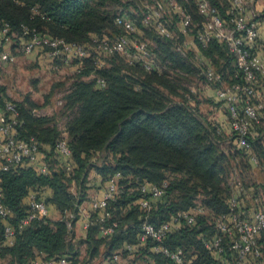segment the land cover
Listing matches in <instances>:
<instances>
[{"label":"trees","instance_id":"1","mask_svg":"<svg viewBox=\"0 0 264 264\" xmlns=\"http://www.w3.org/2000/svg\"><path fill=\"white\" fill-rule=\"evenodd\" d=\"M108 1L119 0H0V26L8 23L19 33L25 25L77 43L87 42L92 35L114 38L122 30L101 8ZM176 1L184 4L189 13L193 34L203 17L195 5ZM209 2L226 16V8L222 10L218 0ZM168 24L181 38L178 28H173L169 21ZM141 29L157 39L153 48L157 70L146 71L139 64L130 65L119 55L111 56V63L101 67L91 56L81 63L73 62L79 64V71L64 97V109L68 112L66 140L73 162L69 174L54 162V147L62 137L54 123L47 125L54 119L33 114L35 105L27 95L20 103L11 101L18 111V135L39 142L41 160L48 171L41 173L36 163L25 160L0 173L2 201L12 213L7 223L15 229L13 242L6 243L5 222L0 218V264H31L38 258L60 257L66 258V264H89L99 254L107 261L114 254L125 257L135 254L144 258L146 264H172L161 253L151 250L153 241L139 245L141 225L148 222L157 226L197 204L204 210L195 222L182 221L163 244L172 250L181 249L190 264H235L228 237L222 238L220 254L204 243L218 234L215 222L227 212L226 201L233 193L225 183L230 159L234 163L232 172L236 174L232 187L238 181L244 186L239 175L245 166H252L251 155L258 161L253 166L264 172V117L249 136V153L238 148L232 134L227 135L222 129V122L199 111L198 88L193 95L181 85V79L192 74L194 68L206 83L200 68L185 64L182 59L185 56L174 49L175 39L159 37L142 26ZM108 30L114 34L108 35ZM196 44L221 75L222 85L243 81L235 58L224 43L211 41L205 47ZM97 77L104 79L103 88L96 86ZM6 101H10L6 88L0 84V108ZM224 141H229L232 147L228 154L222 147ZM115 173L120 177L116 194L107 202L110 216L98 221L96 213L91 214L85 236L76 238L73 227L79 218L80 205L86 201L84 197L88 198L87 191L99 188L98 183H105ZM163 181H168L166 195L149 209H142L139 201L146 196L139 187L146 183L161 185ZM72 186L78 196L71 191ZM261 186L264 193V185ZM246 189L258 191L255 185ZM45 190H49L48 196L44 195ZM251 191L246 198L253 195ZM30 192L37 193L47 206H54L58 218H36L19 229L18 223L28 211L23 200ZM113 222L114 232L101 236L100 228ZM126 244L133 245V251H127ZM82 246L86 259H80ZM258 247L259 257H250L248 264H264V232Z\"/></svg>","mask_w":264,"mask_h":264},{"label":"built area","instance_id":"2","mask_svg":"<svg viewBox=\"0 0 264 264\" xmlns=\"http://www.w3.org/2000/svg\"><path fill=\"white\" fill-rule=\"evenodd\" d=\"M151 4H145L138 15V19L119 14L114 18V23L121 28L122 34L114 38L92 35L87 42H70L62 37L41 33L27 26H21L19 33L14 32L8 23L0 26V61L11 63L15 57L10 50L11 43L17 39L20 51L25 54H37L46 57L54 67L73 66L79 71L80 62L88 57L95 59L97 67H101L102 57L119 55L130 65L139 64L146 71L159 69L156 57L150 47V42L143 41L141 26L152 31L159 37L175 39V49L180 55L185 56L187 43L180 42L179 34L173 33L164 15L168 10L179 14L178 31L181 36L192 35L193 42L207 46L211 41L222 42L228 51L234 56L235 64L241 71L243 81L231 85H222V77L211 67L205 66L200 70L206 84L213 87L217 102L225 104L227 129L232 134V139L238 148L249 153L248 139L254 132L253 128L260 125L264 117V60L258 56L261 45L262 21L260 13L254 6L249 5L248 0H229V8L223 17L219 10L209 0H197L198 13L203 17L201 25L192 34V21L184 8L176 0H151ZM33 11L36 10L33 8ZM141 32V33H140ZM219 84V85H217ZM96 86L103 88V78H96ZM18 111L16 105L6 101L0 108V173L11 167L22 164L25 160L36 163L41 173H47L48 169L42 162V153L39 142L30 137L22 138L18 135ZM55 159L67 174L73 168L71 151L66 140V132L54 147ZM41 160V162H39ZM249 161L257 165L256 157L249 156ZM119 173H115L106 181L105 191L102 197L93 198L90 201L91 214L96 213V220L103 221L108 218L107 202L116 194L117 179ZM1 181V180H0ZM168 181L161 185L151 183L142 184L139 189L146 197L140 199L142 209H149L153 203L160 201L166 195ZM247 189L238 181L235 191L226 201L227 212L219 216L215 222L217 235L211 240L205 241V246L216 254L222 252V238L228 237L230 249L234 252L235 264H248L249 259L259 257L258 240L264 232V198L258 194L250 195L253 206L248 209L245 206ZM263 196V195H262ZM204 210L200 204L189 208L187 211L173 215L169 220L154 225L144 222L138 234L139 245L151 240L155 245L151 248L169 259L172 264H190L185 260L181 249H169L163 243L167 237L177 231L184 221L193 224L197 215ZM91 214L85 216L84 227L87 229L92 220ZM12 215L10 209L2 201V189L0 186V218L5 222L4 234L6 243L11 244L15 229L7 223ZM48 216V207L37 193L29 194L28 211L26 216L18 223V228L28 225L33 219H41ZM116 223L100 228V235H111ZM127 251H133V245H125ZM116 254L108 258L109 264H116ZM66 258L42 259L38 258L31 264H66Z\"/></svg>","mask_w":264,"mask_h":264},{"label":"rangeland","instance_id":"3","mask_svg":"<svg viewBox=\"0 0 264 264\" xmlns=\"http://www.w3.org/2000/svg\"><path fill=\"white\" fill-rule=\"evenodd\" d=\"M186 1H188L189 5L196 6L197 0H185V3ZM218 1L221 9L224 10L226 8L225 11H227L229 8L228 0ZM151 2V0H119L117 3L108 1L101 8L105 12V14L109 15V17H112V19H114L119 14H124L127 17L138 19V15H140L143 6L145 4L150 5ZM248 3L249 5L252 4L256 11L260 13V20L263 22L264 0H248ZM256 3H259L261 5V8H257ZM181 6L185 8L184 4H181ZM173 12V10H168V12H166L164 15V19H166L167 22L169 21V23L172 24L173 28L177 29L179 27V16L175 13L173 14ZM185 12L188 13L186 10ZM106 33L108 35L114 34L110 30H108V32ZM141 39L143 41L146 40L150 42V47L153 51L155 45L154 43L157 39L154 38L149 31L143 32V36ZM192 40V35L181 36L180 38L181 43L185 41L187 43V48L185 49V57L182 58L185 60V64L191 67L196 65L198 67L207 66L213 68L210 62L203 56L197 44ZM260 42L263 43L264 50V37L261 38ZM10 50L15 57L14 61L11 63H4L0 61V84L6 88V94L9 100L20 103L27 95L35 105L32 107L33 114L37 116L53 118V122L50 121L47 123V125L50 126L54 123L57 126L58 131L62 133L66 130V121L68 120V112H66L64 109V97L67 94L68 88L70 87L72 78L78 71H75V68L73 66H60L59 68H54L50 64V62L47 61L48 59L46 57H39L40 54L38 56L37 54L35 55L22 53L20 51V44L17 39H14L12 41ZM175 51L179 54L176 49ZM101 60L103 62V65L111 63L110 57H102ZM194 69L195 70L192 74L185 76V79H181V85L182 87L188 89H186V91H189V94L193 93V95L194 93H196L198 88L200 99L199 101H201L199 105V111L204 115L207 114L209 118L210 116L211 118H213L215 112H217L216 109H219V106L221 104L213 102L211 98L204 95V91L206 92L205 89L207 88V86L205 85V82L202 81L201 78H199L200 76H198V70L196 68ZM220 107L221 108L219 110L221 111V114L224 115L225 121H227L224 107L222 105ZM224 125L225 127H223L222 129L228 135L229 130L227 129L226 123ZM222 147L223 150H225L228 154L231 144L229 141H224ZM54 162L57 163L56 160ZM231 162H233L232 158L230 159V168H227V174L225 177V183L230 192L235 191V187H232V177L236 176V174L232 172L233 170L231 168V164L233 165L234 163ZM240 173L241 174L239 175V177H242V179L244 180V186H246V188L248 185L257 186L258 191L255 192L254 189H252V191L250 190L251 193H257L264 198V196H262V194L264 195V193L262 192L263 186H261L264 185V172H262L259 167H255L252 164V166H245ZM95 190L96 188L88 190L87 195L92 196L95 193ZM71 191L75 195H77L74 186L71 187ZM250 191L248 192V194L250 193ZM84 198L86 201L89 200V198H87L86 196ZM252 203L254 204L251 197H249V199L247 198L245 203L246 208L250 209L253 206ZM118 256V264H146L144 258L135 256V254L131 255L130 257H125L120 254ZM86 257L87 253L82 248L80 259H86ZM104 259L105 258L103 257V254H99L94 257L89 264H103Z\"/></svg>","mask_w":264,"mask_h":264},{"label":"crops","instance_id":"4","mask_svg":"<svg viewBox=\"0 0 264 264\" xmlns=\"http://www.w3.org/2000/svg\"><path fill=\"white\" fill-rule=\"evenodd\" d=\"M256 7L257 8H261V5L259 3H256ZM259 10H261V9H259ZM262 29H264V21L262 22ZM262 37H264V30L261 33V38ZM261 45H262V47L258 50V56H260L264 60L263 43H261ZM204 67L205 66H202V67H199V68L201 70ZM205 85L207 86V88L205 89L206 92L204 91V95L208 96L209 98H211V100H213V102L216 103V101H218V100L215 98V93H214L213 87L207 85L206 83H205ZM218 103H220L224 107V110H225V113H226L225 104L222 103V102H218ZM220 106H219V109L221 108ZM219 109H216L217 112H215L214 117L211 118V116H210V118L212 120H214V121L222 122V127H225V125H224L225 124V117H224L223 114H221V111ZM262 112L264 114V111H262ZM98 185L100 187L95 190V193L92 196H88L89 200H87L86 202H83L80 205L79 218H78V220H76L75 227L73 228V230L75 232V237L76 238H83L85 236V233H86V230H87L84 227V223L86 221L85 216L87 214H89V213L91 214V206H90L91 199H93V198H100L104 194L105 187H106V182L105 183H102V184L98 183ZM44 193H45L44 195H47V196L50 194L49 190H45ZM23 201H24V203L28 204V202H29V195L27 197H25ZM47 207H48V216L50 218H53V219L58 218V212L56 211L55 207L52 206V205H48ZM82 248L84 249L83 246L81 247V250H82ZM103 264H109V262L104 259ZM116 264H118V262H116Z\"/></svg>","mask_w":264,"mask_h":264}]
</instances>
